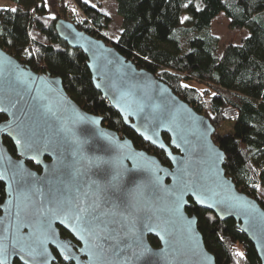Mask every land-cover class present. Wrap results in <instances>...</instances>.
<instances>
[{"label": "water", "instance_id": "1", "mask_svg": "<svg viewBox=\"0 0 264 264\" xmlns=\"http://www.w3.org/2000/svg\"><path fill=\"white\" fill-rule=\"evenodd\" d=\"M56 32L69 47L85 55L95 90L119 114L125 127L163 152L169 165H163L155 155L137 149L130 139L107 128L102 116L81 109L67 95L59 77L36 73L0 48V108L4 109L0 114L5 116L0 122V174L4 176L0 182L5 194L0 204V243L11 253L16 236L28 235L30 228L26 225L50 219L54 235L48 236L44 248L48 264H55L53 250L56 254L64 251L61 244L70 242L61 236L60 230L65 226L68 231L81 228L75 221L69 223L68 206L63 200L66 197L71 201L82 193L76 190L75 181L64 180L54 175L53 170L65 163L70 166L75 163L79 168L80 160L87 164L88 160L95 161L98 157L116 160L128 156L123 162L121 195L138 207V215L150 214L156 218L153 230H143L137 224L134 234H122L118 242H112L117 247L101 240L103 248L92 249L96 256L92 260L84 252L73 249L81 264H216L214 256L205 248L197 218L195 223L188 224L187 219L170 212L169 192L189 181L205 183L214 190L215 195L212 199L206 198V203L215 207L208 211L220 221L234 220L254 247L260 264H264V208L240 192L225 175V155L213 141L215 129L209 120L180 100L155 75L126 60L110 44L62 19L56 24ZM141 133L151 139L144 140ZM163 134L168 136V143ZM3 138L12 143L16 156L9 153ZM14 138L21 139L22 143L32 138L40 150L16 148ZM74 140L81 143L74 144ZM159 144H164L167 151L160 149ZM73 152L78 153L75 161L70 155ZM216 153L222 160L213 163ZM33 156L42 163L38 165ZM9 161L18 169L32 173L30 180L34 190L38 189L32 202L21 200L13 191L15 181L8 171ZM27 162H32L39 171ZM157 176L159 182L154 183ZM57 198L61 201L59 205ZM99 202L103 207V200ZM115 203L118 205L119 201ZM184 215L191 218L187 213ZM75 235L79 238L80 232L76 231ZM83 235L88 234L85 231ZM149 237L157 240V247L150 244ZM80 247H86L83 241ZM7 259L8 264L41 262L39 255L32 260L23 253H12Z\"/></svg>", "mask_w": 264, "mask_h": 264}, {"label": "trees", "instance_id": "2", "mask_svg": "<svg viewBox=\"0 0 264 264\" xmlns=\"http://www.w3.org/2000/svg\"><path fill=\"white\" fill-rule=\"evenodd\" d=\"M10 1L13 8L0 10L1 49L36 73L59 77L67 95L81 109L102 116L107 128L169 165L164 153L125 127L95 90L85 55L58 36L56 24L62 19L110 44L209 120L215 129L213 141L225 155V175L264 208L258 197L260 190L264 194V0H114L120 18L116 40L107 37L108 18L99 11L105 0H96L95 6L71 0L76 6L71 21L60 14L51 16L45 0ZM219 14L228 19L229 28L248 33L241 44H229L221 53L217 37L210 32ZM3 120L5 116L0 114V122ZM226 123H233L232 132L219 136L217 132ZM162 137L169 142L166 134ZM3 143L16 156L12 143L6 138ZM27 164L39 171L32 162ZM0 185L1 204L5 194ZM196 218L205 248L216 264H260L234 220L220 221L209 211L197 213ZM60 234L67 235L62 229ZM149 242L158 246L153 237ZM238 252L243 255L237 256Z\"/></svg>", "mask_w": 264, "mask_h": 264}, {"label": "snow or ice", "instance_id": "3", "mask_svg": "<svg viewBox=\"0 0 264 264\" xmlns=\"http://www.w3.org/2000/svg\"><path fill=\"white\" fill-rule=\"evenodd\" d=\"M187 6L185 5V7ZM11 11L15 12L16 10L11 9ZM184 19H187V17ZM2 111L4 109L0 108V112ZM141 135L144 140L151 139L143 133ZM14 139L16 148L25 151L40 150L32 138L23 143L19 138ZM73 143L79 144L81 141L74 140ZM152 144H156V141L152 140ZM158 147L165 152L167 151L164 144H159ZM23 154L24 152L22 151L21 155ZM77 154V152L70 154L74 161ZM167 154L169 157L171 156V153ZM129 158L125 156L122 159L113 160L111 158L104 159L98 157L95 161L88 160L87 164L83 160H80L81 166L79 168L75 167V163L71 166L65 163L61 168L53 170L54 175L67 181H75L76 190L82 193V196L72 197L71 201L66 197L63 200V204L68 206L69 223L75 221L76 224L81 225V228L68 231L67 226H65L66 239L70 242L61 244L60 247L64 251L57 253L59 264H65V262L67 264H81L80 257L72 251L73 249L84 252L88 260L95 259L96 256L92 249H102L103 244H101V240H103L104 244L117 247L118 244H113L112 242H118L122 234H134L137 224L143 230H153L156 218L150 214L138 215V207L128 197L121 195L124 191L121 184L122 172L125 170L123 162ZM131 158L134 159V157ZM32 159L38 165L42 163L35 156ZM217 160H222L219 153H216L213 163ZM157 170L162 171L158 166ZM8 171L12 173V179L15 181L13 191L17 193L21 200L32 202L35 191H38V189L34 190V185L30 180L32 173L18 169L17 165L11 161H9ZM93 176L96 178L93 179ZM3 179L4 176L0 174V180ZM158 182L159 177L157 176L154 183ZM2 191L3 186L0 185V192ZM214 195V190L205 183L199 181L184 182L169 192L171 199L170 212L182 219H187L188 224L195 223L197 213L206 212L215 207V204L206 203V198L212 199ZM186 196L188 199H185ZM101 199L103 200V207H101L99 202ZM115 201H119V204L117 205ZM56 203L58 205L61 203L59 198H57ZM113 209H118V212ZM37 212H39L38 209ZM186 212L192 214L191 218L184 215ZM208 219H212V217H208ZM159 223H167V221H159ZM26 226L30 228L28 235L16 236L11 253L5 244L0 243V264H8L7 258L12 253L17 255L23 253L25 257L32 260H35L37 255H39L41 257L40 264H48L44 244L49 235H54L51 231V220L43 218L38 220L36 225L28 224ZM19 227L20 224L17 225V233H19ZM76 231L80 232L79 238L75 235ZM85 231L88 234L87 236L83 235ZM81 241L84 242L86 247H80ZM236 255L242 256L243 254L238 252Z\"/></svg>", "mask_w": 264, "mask_h": 264}, {"label": "rangeland", "instance_id": "4", "mask_svg": "<svg viewBox=\"0 0 264 264\" xmlns=\"http://www.w3.org/2000/svg\"><path fill=\"white\" fill-rule=\"evenodd\" d=\"M58 0H45L46 7L51 16L60 14L65 20H72V9L76 6L71 0H61L62 6L57 5ZM91 6H95L96 0H84ZM13 8L10 0H0V10ZM99 11L108 18L106 23V34L110 40H116L120 35V18L116 13V4L114 0H105L102 2ZM59 12V13H58ZM210 32L218 39V53L229 44L238 45L248 36L245 30H233L229 28V21L223 14H219L211 23ZM233 123H226L218 132L219 136H223L232 132ZM258 197L264 201V194L260 190Z\"/></svg>", "mask_w": 264, "mask_h": 264}, {"label": "built area", "instance_id": "5", "mask_svg": "<svg viewBox=\"0 0 264 264\" xmlns=\"http://www.w3.org/2000/svg\"><path fill=\"white\" fill-rule=\"evenodd\" d=\"M57 5H58L59 7H61V6H62V1H61V0H58V1H57Z\"/></svg>", "mask_w": 264, "mask_h": 264}, {"label": "crops", "instance_id": "6", "mask_svg": "<svg viewBox=\"0 0 264 264\" xmlns=\"http://www.w3.org/2000/svg\"><path fill=\"white\" fill-rule=\"evenodd\" d=\"M92 5V4H91Z\"/></svg>", "mask_w": 264, "mask_h": 264}]
</instances>
